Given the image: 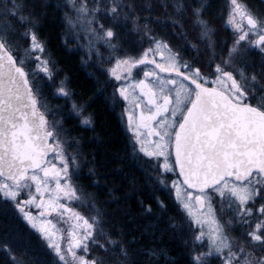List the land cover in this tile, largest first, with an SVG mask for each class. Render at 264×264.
I'll use <instances>...</instances> for the list:
<instances>
[{
  "label": "snow or ice",
  "instance_id": "1",
  "mask_svg": "<svg viewBox=\"0 0 264 264\" xmlns=\"http://www.w3.org/2000/svg\"><path fill=\"white\" fill-rule=\"evenodd\" d=\"M161 4L164 18L151 15L152 3L137 5L136 0H57L55 8L67 9L61 17L65 45L69 39L78 42L83 33L89 60L100 57L97 45L109 50L111 67L102 71L109 77L106 83L117 84L114 103L126 102L122 118L127 116L132 160L154 191H174L180 209L161 231L191 233L190 264H212L213 258L221 264H264V13L229 0L225 24L234 38L218 52L216 29L205 18L209 0H195V6L174 0L172 14L166 12V0ZM51 6L50 0H0V214H19L40 234L52 257L46 264H139L141 255L167 256L164 249L131 250L123 229L105 228L107 213L74 179L81 169L80 140L62 119H48L53 112L41 99L42 80L57 74L48 41L39 33ZM186 18L199 30L196 42L187 38ZM165 24L183 38L191 59L156 33L153 25ZM126 45L135 46L136 53ZM253 48L261 56L258 67L247 59ZM53 95L71 99L66 78ZM73 114L79 126L94 131L93 116L85 115L83 104L72 101L68 115ZM72 145L77 147L69 152ZM89 172L96 175L94 169ZM177 172L179 179L169 186L168 175ZM135 183L130 181L126 198L137 191ZM109 195L117 202L111 190ZM153 199L166 212L168 205ZM138 204L153 214L151 203L141 199ZM224 213H231L226 221ZM234 227L241 229L239 237L229 234ZM205 239L207 250L201 251ZM16 247L10 233L0 236L5 254L0 264H32L31 250L25 247L18 255ZM93 249L101 254L93 255ZM167 264L178 262L168 257Z\"/></svg>",
  "mask_w": 264,
  "mask_h": 264
},
{
  "label": "trees",
  "instance_id": "2",
  "mask_svg": "<svg viewBox=\"0 0 264 264\" xmlns=\"http://www.w3.org/2000/svg\"><path fill=\"white\" fill-rule=\"evenodd\" d=\"M180 1L185 3L191 0ZM56 2L57 0H50L52 6L47 9V16L41 18L39 33L42 39H47L48 51L56 61L55 68L65 76L67 87L73 92V101L83 104L85 115L92 114L94 121L93 131L90 128L76 126L72 117L66 118L69 125L66 127L71 129L70 135L80 140L81 169L78 178L74 179L83 186L85 193L95 197L97 207L107 213L104 219L109 223L105 224V228L114 232L123 229L125 241H132L129 244L131 250L164 249L167 252V256L141 255L139 264H167L168 257L176 258L178 264H190L189 247L184 246V234L177 235L172 230L161 231L166 229L169 216L180 213L177 203L169 190L161 188L154 191L150 182H146L144 171L132 160L129 140L122 131L119 115L106 92V86L101 79L102 74L88 67L82 62L85 61V57L62 41L63 12L56 10ZM242 2L264 13V6L260 0ZM209 4L210 10L205 12V18L210 19L215 26L224 7V1L209 0ZM121 34L123 35L122 31ZM260 60L256 55L250 57V61H254L252 64L257 67ZM63 110H66L68 115V109ZM71 121L74 123L70 124ZM89 169H94L96 175H92ZM133 179L136 181L134 187L137 191L126 198L125 193L131 191L130 181ZM94 181L98 183L94 184ZM110 190L117 198V202H112ZM153 197H159L168 205L166 212L161 213ZM141 199L145 204H152L153 214L143 212L138 204V200ZM5 224L14 226L15 222L4 215L0 217V227ZM97 254L101 253L94 249L93 255Z\"/></svg>",
  "mask_w": 264,
  "mask_h": 264
},
{
  "label": "rangeland",
  "instance_id": "3",
  "mask_svg": "<svg viewBox=\"0 0 264 264\" xmlns=\"http://www.w3.org/2000/svg\"><path fill=\"white\" fill-rule=\"evenodd\" d=\"M176 1H177V3H181L180 0H176ZM260 2L264 6V0H260ZM228 3H229V0H225V6L221 11V19H223L222 23L225 22V20L227 18ZM66 10L67 9H63V10H61V12L66 11ZM130 28H131V24H128L126 26V28L121 29V31L124 34L127 31V29H130ZM227 28L231 29V27L229 25H227ZM19 30L23 31L22 28ZM131 37H134V36H131ZM233 38L232 37L230 38V41L227 43L228 46H230L232 44ZM169 42L171 44L170 40H169ZM86 43H87V37H85V35L83 33H81V36H80V39L78 42L75 39H69L67 44H69V46L74 48L75 50H78V52L81 53L82 56L85 57V61H88L86 63L88 65V67H90L92 70H94L98 74L99 73L102 74L101 79L103 81V84L106 86V87L104 86L106 89V92L109 96L111 103L115 107L117 114L119 115L120 122H122L125 130L127 131V138L129 140V143H130L131 133L127 129V116H123V118H122V113H123V109L126 107V102L121 100L119 103H114L112 96H113L114 87L117 86V84L114 80L111 83H106V81L109 80V77H108L106 72L102 71L103 69L111 67V64L107 60V57L109 56V50L106 47H104L103 45H97L98 51L101 54L100 57H97L94 54L91 57V59L89 60V58L86 54V48L82 47L83 45H86ZM144 46L146 47L147 44L145 43ZM126 47H129L131 49L132 54H135L137 51V48L133 45H126ZM226 52H227V48H226V50H224L223 55L226 54ZM255 55L257 56L258 59H261V56L259 54V50L253 48L249 52V55L247 57V59L250 63L254 62V61L253 62L250 61V57H253ZM34 66H35L34 64L30 65V67H34ZM55 70H57V74L55 75L54 80H52V81H48L46 79L42 80V83L44 86L42 88L41 99L47 104L48 108L51 109L53 112V116H49L48 119L49 120H51L53 118L62 119L64 127L67 128V127H69V125H68V121H66L67 120L66 118L69 115H67L66 110L64 111L63 109L67 108L68 112L70 113L71 103L73 101V98L71 97V99L66 100L64 98H58V97L53 95L56 87H58V85H59V82L61 80H65V76H63L62 73H59L57 68H55ZM140 74H141V70H140V72L139 71L136 72V78L137 79L140 78ZM66 87H67V81H66ZM253 102H255V101H253ZM127 107L129 108V110H131L132 104L130 102H127ZM69 117H72L73 121L76 122L75 123L76 126L77 125L79 126V120L74 116V114L69 116ZM74 122L71 121L70 124H72ZM79 127L83 128L82 126H79ZM76 147H77L76 145H72L71 147H69L68 151L71 152ZM78 148H79V146H78ZM80 163H81V156H80ZM173 179H178L177 174L176 175H172V174L168 175L169 186H170L171 180H173ZM163 189L168 190L167 188H163ZM170 193H171L173 200L175 201L174 191H170ZM73 207H77L79 211L83 212L86 215L95 214L91 209H88V208H79L78 205H73ZM31 211H33L35 213L36 209L32 208ZM2 216H4V215L0 214V217H2ZM229 216H231V213H224L222 215L221 219L223 221H226L229 218ZM7 217L8 218L10 217L11 221H14L15 224H14V226H10V225L8 226V224L2 225L0 227V236H3L4 233L8 232L11 234V237L15 238V244L18 245V247H16V252L18 255L24 250L25 247H27L31 250L29 252V255L27 258L32 261V264H46L47 261H50L52 259L51 255H50V250H48L46 248V242L43 241V239L40 237V234L35 229H32L27 224V222L23 220L22 216L14 213V212H9ZM1 221H3V220H1ZM58 226L66 227V225H58ZM229 234L231 236L239 237L241 234V229L239 227H234L233 229L229 230ZM190 235H191V233H188V232L184 233V238L189 239V242H190V245H188L187 247H189V255H190V259H191L190 249L192 247V244L190 241ZM199 250H201V251L207 250V239L204 240L203 247H200ZM93 251H94V249H93ZM80 254H83V253H80ZM4 257H5V254L3 252H0V260L4 259ZM216 261H217L216 258L212 259V263L216 262ZM220 264H221V261H220Z\"/></svg>",
  "mask_w": 264,
  "mask_h": 264
},
{
  "label": "flooded vegetation",
  "instance_id": "4",
  "mask_svg": "<svg viewBox=\"0 0 264 264\" xmlns=\"http://www.w3.org/2000/svg\"><path fill=\"white\" fill-rule=\"evenodd\" d=\"M223 1H224V6H225V0H223ZM166 2L168 4L166 12H167V14H172L173 13L172 4H173L174 0H166ZM175 2L177 3L176 0H175ZM181 2L184 3L183 1H181ZM136 3H137V5H140L142 3H145V1L143 2V0H141V1L137 0ZM148 3H152L154 6V9H155L151 13L152 16H154V17L159 16V17L164 18L165 9L163 8V6L161 4V0H149ZM185 4L188 6H195V0L186 1ZM140 14L146 15L147 13L142 12ZM222 21H223V19H221V14H220L219 20L217 21L218 23L216 22L215 26L211 23V25L216 29V35H215L214 39L217 40L218 52H219V48L221 47L222 44H224V43L227 44L230 41V38L234 37L232 29L227 28V25L225 24V22L222 23ZM218 24H219V26H218ZM153 27L155 28L156 33L158 35L163 36L165 39L171 41V46L173 47L174 50H180L183 53L185 59H191V55L183 50V38L177 37L175 34H173V29L170 25H168V24H165L163 26L153 25ZM185 30L188 32V37H187L188 40H190L192 42H196L195 41V35L199 30L193 29L191 19H188V18L185 19ZM177 31H179V29H177ZM129 39L135 40V37H129ZM224 50H226V47ZM223 53H219V54L223 55ZM141 76H142V69H141L140 77ZM120 124H121L122 131L127 136V131L125 130L122 122H120ZM9 212H12V211H9ZM188 259L190 260V257ZM212 264H220V260L217 259V261L213 262Z\"/></svg>",
  "mask_w": 264,
  "mask_h": 264
},
{
  "label": "water",
  "instance_id": "5",
  "mask_svg": "<svg viewBox=\"0 0 264 264\" xmlns=\"http://www.w3.org/2000/svg\"><path fill=\"white\" fill-rule=\"evenodd\" d=\"M177 177H178V179H179L178 172H177Z\"/></svg>",
  "mask_w": 264,
  "mask_h": 264
}]
</instances>
